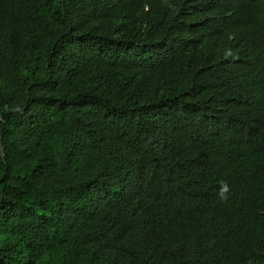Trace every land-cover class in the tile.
<instances>
[{"label": "trees", "instance_id": "16d2710c", "mask_svg": "<svg viewBox=\"0 0 264 264\" xmlns=\"http://www.w3.org/2000/svg\"><path fill=\"white\" fill-rule=\"evenodd\" d=\"M0 264H264V0H0Z\"/></svg>", "mask_w": 264, "mask_h": 264}]
</instances>
